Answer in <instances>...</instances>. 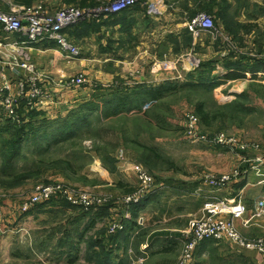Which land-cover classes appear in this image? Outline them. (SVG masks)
<instances>
[{"label": "rangeland", "instance_id": "1", "mask_svg": "<svg viewBox=\"0 0 264 264\" xmlns=\"http://www.w3.org/2000/svg\"><path fill=\"white\" fill-rule=\"evenodd\" d=\"M100 1L96 0L95 6L101 4ZM244 1L160 0L161 5L159 7L163 5L166 6L167 10L172 11V17L169 20L170 29H173V23L180 24L179 28L171 32V35H174L171 40L178 41V39H181V47L174 45L175 52L180 51V48H188L187 51H183L189 52L192 59L191 66L184 64L188 67L187 72H194L195 68L203 61L210 63L212 73L215 70V74L221 70L229 71L228 69H232L225 67L222 69V65L219 63L220 58L225 59V55L233 52L225 47L222 40L215 41L207 32L194 36L188 30L187 22L201 12L211 16L215 25L219 27L220 25L223 26V23L236 27L237 35L241 39L237 37L239 43L236 40L234 41L240 49L239 51H242V63L251 62L253 58L249 54L251 52H254L256 56L264 54V21H262L264 20V12H248L247 7L250 5ZM258 1L264 2V0ZM72 3L79 7L89 8L94 6H80L79 3ZM43 4H45L44 1ZM244 8L246 10H243ZM221 12L223 15H221ZM251 14H256L257 18L261 17L258 20L259 26L250 28L249 31L236 26L237 23L243 24L247 20H251ZM142 34L141 30L136 28L134 36H142ZM162 34L167 35L169 33ZM83 43L84 47L75 44L80 53L86 51V39L83 40ZM88 46L90 47V43ZM190 57L186 56L185 58ZM183 62L185 61H177L176 66L179 67V63L183 64ZM236 72L238 74L225 78H246L244 72ZM215 74L214 76H216ZM83 75L94 81V85L91 86L93 91L104 89L117 82L122 84L130 81L133 82L131 84L144 82V80L139 81L141 80L139 76H131L130 74L117 76L115 80H111L113 81L111 83L97 81L88 74ZM187 78L188 76L184 75L173 80L178 79L176 81L182 83L188 81L185 80ZM194 78L196 77H192L190 81L194 82ZM253 79L264 81L259 77ZM256 80L249 83L248 88L244 90L249 91L248 96L246 95L237 102L243 110H240L237 104H235L236 107L232 104V101L237 100L238 95H235L234 99L227 98L229 94L227 92L229 87L227 86L222 90L214 88L212 93L201 90L199 87L183 86L161 95L151 103L143 104L140 112L123 110L116 115L101 116V120L96 121V123L92 120L93 126L96 128L94 132L88 133L83 129L77 136L61 145L47 146L45 144L40 147L39 145L34 146L25 143L24 151L16 157L14 170H10V174L2 175L0 166V196L9 195L15 197L17 201L24 200L21 203L22 205L37 186L63 182L77 191L93 195L99 199L98 203L90 208L74 207L85 212H93L96 216L110 221L109 224L107 223L108 225L105 223V232L107 231V236L111 235L109 241L112 245L124 240L125 243L122 245L123 248L125 246L124 264H144L143 261H145L147 253L150 255L149 262L152 261L153 264H176L183 246L185 231L189 228L192 219L203 215V208H201L202 214L199 216L190 214L193 212V204L191 203L196 202V200L191 203L186 200V193L191 191H189L190 187L185 188L184 185L187 182L190 184L199 182L200 184L206 175L232 176L237 171L238 176L234 178L236 179L241 176L243 170L246 172L248 170L247 166L241 168L236 165L238 155L245 158L246 163H250L247 162L249 159L256 158V160H260L264 157V87H261L264 82ZM219 82L220 80H217L216 83L219 84ZM91 93L92 91L89 92L87 98ZM45 101L43 98V102ZM197 102L204 103L213 113H222L221 118L225 117L211 119L208 126L203 125L198 118L197 134L208 137L222 134L224 139H233L238 144L222 145L209 139H203L197 134L191 137L186 133L185 121L188 115L197 116L195 111ZM19 103L21 104L18 107L21 106L20 109H24V100H20ZM79 104L64 113L58 111L56 115L43 114V116L52 120L60 119ZM44 111L45 108H43ZM20 114L24 116V113L20 112ZM0 118H5L2 112ZM249 142L256 145L257 148L254 149V146L253 148L242 147ZM252 152L258 155L253 156L251 155ZM120 153L123 155L129 154L132 158L127 160L125 156V160H122L119 156ZM2 160L3 157L0 154V164ZM139 168L147 171L153 177L155 184L158 185L157 189L149 193L144 201L145 204H140L143 199L139 202L133 199V196L140 190L137 173ZM251 169L260 179H257L258 181H264V171L262 169H259L256 164L252 165ZM11 182L14 184H11ZM52 198L66 200L63 197H51L50 199ZM210 200H224L229 206L240 202L235 203L225 198H211L205 201ZM137 204H140V207L144 206L137 211L135 210ZM121 212H124L123 216L127 215L126 218L119 215ZM225 214L232 215L226 212L221 213L220 217L225 218ZM116 222L121 224L122 228L110 233L111 225ZM243 223L246 225L248 222L243 220ZM101 230H103V227H101ZM240 233L249 239L264 236L247 237L242 232ZM101 235L103 234L97 233L94 237L92 236V240L95 241H92L94 243L91 242V247L94 246ZM228 242L230 241H207V243L197 248L193 264H253L249 259L233 252L227 244ZM159 249L161 254L156 252ZM111 250V254L116 252L115 247H112ZM250 251L258 253L254 250ZM258 254L262 256L260 253ZM84 256L85 258H83L88 264H98V262L100 263L108 257L103 252L91 251L90 249L84 253ZM111 256L116 257V255ZM39 257L41 258L42 255H39Z\"/></svg>", "mask_w": 264, "mask_h": 264}, {"label": "crops", "instance_id": "2", "mask_svg": "<svg viewBox=\"0 0 264 264\" xmlns=\"http://www.w3.org/2000/svg\"><path fill=\"white\" fill-rule=\"evenodd\" d=\"M43 1L51 9L70 2L80 4V0H33L29 5ZM145 1H153L161 5L160 0H142L132 13L125 15L122 12L116 16H108L101 21L78 23L65 28V35L74 44L83 46V40L86 39V51H82L79 56L66 54L54 41L27 43L24 42L25 38L19 34H8L0 28V62L4 64L5 75L20 80L27 75V70L21 67L20 63L27 59L35 65V69L43 78L44 87L51 95L49 100L45 99V102H40L35 108L40 111V117L43 114L53 116L58 111L64 113L86 100L90 91L93 92L91 87L87 86L74 87L72 90L56 87L57 81H62L73 75L88 74L97 81L109 83L113 82L111 80H115L117 76L125 74L139 76L141 79L139 81L144 80L147 83H160L183 77L188 73L186 71L188 67L185 65L191 66L192 59L189 52H183L188 48H180L181 50L178 52L174 50V45L181 47V39L171 40L174 38L171 32L179 28L180 24L173 23V29H170L169 20H171L172 11L167 10L163 5V7H159V13L146 14L145 9L141 8ZM244 2L250 5H247L248 12H264V2L258 0H245ZM29 5L17 0H0V12L15 13ZM250 16L251 20H247L246 23L252 24V28L259 26L258 20L261 17L257 18L256 14ZM136 28L141 30L142 36H134ZM166 32L169 34H162ZM249 54L253 57L251 62H248L249 64L264 59V54L257 56L254 52ZM225 56L228 61L231 60V58H227L228 55ZM181 60L185 62L179 63V67H177V61ZM225 61L224 58L219 59L222 69H224ZM228 72L221 70L215 74V70H213V75L219 76L218 80H220L215 89L222 90L226 86L229 87L227 98L232 99L235 98V95L246 90L249 83L256 80L253 79L254 77L264 79V68H257L255 73L244 72L246 78H225ZM256 81L264 82L258 79ZM1 99L0 95V114L2 112L5 116L4 119L1 118V124H4L8 120L2 110ZM20 107L19 112L24 113L21 122H25L28 120L26 113L29 111L21 110ZM43 108H45L44 112ZM256 154L251 153L253 156ZM125 156L127 160L132 158L129 154H125L122 160H125ZM236 160L238 161H235L237 166L239 165L241 168L247 166L248 170L247 172L243 170L241 176L234 179L224 189L215 190L205 187L202 182L200 184L199 182L191 184L187 182L184 185L185 188L190 187L189 191H191L186 193V200L190 203L196 200L191 203L193 212L190 214L201 215L203 201L207 199L225 198L235 203L240 201L246 205V211L238 217L225 214V218L231 219L235 227L247 237L264 235V216L253 217L251 211L252 199L257 194H264V181H258L260 179L251 167L256 164L259 169L264 171V157L260 160L252 158L247 161L250 163H246V159L238 155ZM23 201H17L15 197L9 195L0 196V264H88L84 260V253L89 249L91 251L98 250L108 255L107 259L98 262V264L125 263L123 258L125 246L124 248L122 246L125 242L124 240L118 241L116 245L110 243L111 235L107 236V231L105 232V223L108 225L110 221L106 218H100L93 212L78 210L77 207L71 206L61 198H52L30 207L26 212H21L20 207ZM123 214L124 212H121L119 215L123 216ZM126 216L124 215L123 218ZM247 219L249 225L243 223V220ZM97 233L103 235L99 236L94 246L91 247V244L94 243L92 241H95L92 240V236L94 237ZM227 244L233 252L249 259L253 264H264V258L258 253L230 242ZM112 247L116 249L114 254H111ZM156 252L161 254L160 249ZM156 252L154 251V253ZM39 255L42 257L40 258ZM111 255H116V257ZM149 257L150 255L147 253V257L143 261L144 264L152 263V261L149 262Z\"/></svg>", "mask_w": 264, "mask_h": 264}, {"label": "built area", "instance_id": "3", "mask_svg": "<svg viewBox=\"0 0 264 264\" xmlns=\"http://www.w3.org/2000/svg\"><path fill=\"white\" fill-rule=\"evenodd\" d=\"M100 2L101 4L89 8L79 7L74 4H62L55 9H51L50 6L43 4V2H38L22 7L20 11L15 13L0 12V28L8 34H19L25 38L24 42L27 43L54 41L66 54L79 56L80 50L65 35V28L83 20L86 22L101 21L111 14L118 13L138 4L140 0H101ZM142 4L147 14L154 15L159 13L157 2L145 1ZM187 27L192 35L198 36L202 32H207L215 41L222 40L225 47L231 49L234 55L241 54L235 41L223 29L215 25L211 16L202 12L198 13L187 22ZM20 65L27 70V75L20 80H16L8 78L5 75L4 64L0 62L1 107L8 122L15 124L20 123L22 120V114L18 111L20 100H24V109L29 111L35 109L43 101V98L49 100L51 97L44 87L43 78L35 69V65L27 59L22 61ZM131 83L133 82L123 83V85H132ZM93 85L94 81L83 74L73 75L56 83V87L62 89H72L81 86L91 87ZM197 125L198 117L193 114L188 115L185 121L186 133L191 137L195 136L198 129ZM197 136L222 145L238 144L233 139H224L222 134L215 135L214 137L198 134ZM253 146L255 147L254 149L257 148L256 145L250 142L244 144L242 147L253 148ZM119 156L122 159V153ZM137 173L140 190L133 196V199L139 202L145 195L157 189L158 185L155 184L153 177L144 169L139 168ZM236 176H238L237 171L232 176L223 175L218 177L206 175L203 177L202 182L204 185L214 189H224ZM51 197H63L70 205L82 206L84 208L93 207L99 201L97 197L77 191L63 182H54L48 185L37 186L27 201L21 205L20 210L21 212H26L30 207L45 202ZM225 202L224 200H210L203 203V215L192 219L189 228L185 231L183 246L176 264H191L198 244L207 239L215 241L227 240L234 245L247 250L257 251L264 256V236L252 239L246 238L236 229L231 220L220 217L221 213L226 212L234 216H240L246 211V205L237 202L229 206ZM251 211L253 217L264 215V194H259L252 199ZM245 221L249 223L248 219ZM121 228L122 225L116 222L111 225L109 232L113 233L115 230Z\"/></svg>", "mask_w": 264, "mask_h": 264}, {"label": "trees", "instance_id": "4", "mask_svg": "<svg viewBox=\"0 0 264 264\" xmlns=\"http://www.w3.org/2000/svg\"><path fill=\"white\" fill-rule=\"evenodd\" d=\"M17 1H20L25 5H29L33 0ZM141 2L142 0H140V2L136 5L141 4ZM95 3L96 0H80V6H86L87 4L95 5ZM66 4H72V2ZM136 5L111 15L116 16L122 12L125 15L132 13L135 11L134 9ZM141 8L145 9L144 5H141ZM221 15H223L222 12ZM81 23L90 22L85 21ZM223 24L224 25H220V27L226 34L231 36L233 41H237V37L241 39V37L237 35L236 27L231 24ZM236 26L246 31H249L250 28H252V24L249 23H237ZM227 58H231V60L228 61V59L225 58L224 60L226 61L223 63V67L232 69H228L229 73H227L225 77L238 74L236 71H249L251 73H255L257 68H264V59L256 60L253 64H243L241 60H239L242 58V55H234L233 52L230 53ZM186 75L188 78L185 80L188 81L182 83H178L176 81L178 79H170L157 84L141 82L139 84L135 83L129 86L117 82L116 84L104 89L94 90L86 100L81 102L76 108L72 109L67 115L61 117L60 119L52 120L44 116L40 117L41 113L39 110L31 109L28 113H26L28 120L25 122H20L18 124L11 122L0 124V154L3 157V160L0 164L2 175H8L11 173L10 170H14L15 159L17 156L22 154L26 144H32L34 146L39 145L40 147L44 146L45 144L47 146H51L53 144L55 146L59 144L61 145L67 140L72 139L74 136H77V134L83 129L88 133L94 132L96 128L93 126L92 120H94V123H96V121L101 120V116L105 117L107 115H116L118 112L123 110H126L127 112H140L143 104L151 103V101L157 100L161 95H164L168 92L170 93L183 86L190 88L199 87L201 90L212 93L213 89L218 84L216 83L218 78L217 76L213 75L210 63L205 61H203L202 64H199V66L195 68L194 72H188ZM192 77H196L194 78V82L190 81ZM261 87H264V85H261ZM107 89H109V91H107ZM248 93L249 91H243L242 93L238 94L237 97L239 99L237 98L236 101H232L233 106L237 104V107L240 110H243L241 109V105L237 102L240 99H243V97H246V95L248 96ZM195 111L201 123L206 126L209 125L211 119H215L217 117L221 118L222 116V113H213L205 106L204 103L201 102L196 103ZM67 168L69 167L67 166ZM22 174L24 173L22 172ZM11 184L14 183L11 182ZM148 195L149 194L145 195L142 198L143 200L141 199L142 203L140 204L144 203ZM140 204H137V209L135 208V210L139 211L144 206L142 205L140 207ZM209 240L211 239L200 242L197 248L204 245Z\"/></svg>", "mask_w": 264, "mask_h": 264}]
</instances>
